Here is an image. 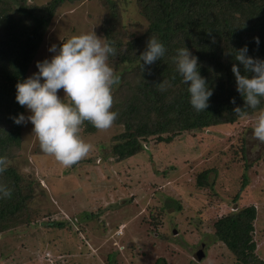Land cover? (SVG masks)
Listing matches in <instances>:
<instances>
[{
    "label": "rangeland",
    "instance_id": "374dc122",
    "mask_svg": "<svg viewBox=\"0 0 264 264\" xmlns=\"http://www.w3.org/2000/svg\"><path fill=\"white\" fill-rule=\"evenodd\" d=\"M139 12L137 0L63 3L26 76L52 55L50 45L92 30L122 52L146 30ZM115 61L109 57L108 63L112 67ZM135 64L112 69L120 73ZM257 115L183 132L166 144L144 143L142 153L119 163L109 152L122 128L112 124L84 132L81 125L79 135L92 148L70 167L43 153L31 123L22 124L20 148L8 162L18 169L39 212L35 222L0 234V264H156L157 259L158 264H238L215 237L214 222L250 204L256 209V253L264 261V144L251 136ZM206 169L209 183L199 186L196 177ZM59 221L66 224L58 227Z\"/></svg>",
    "mask_w": 264,
    "mask_h": 264
},
{
    "label": "trees",
    "instance_id": "16d2710c",
    "mask_svg": "<svg viewBox=\"0 0 264 264\" xmlns=\"http://www.w3.org/2000/svg\"><path fill=\"white\" fill-rule=\"evenodd\" d=\"M73 1L48 0L37 5L28 0H0V156L7 160L16 156L21 144L22 125L13 123L11 117L24 113L25 109L14 99L15 84L27 77L57 9ZM137 1L146 30L127 41L122 52L115 51L116 55L110 56L118 65L136 63L126 69L124 66L120 73L114 70L119 82L112 86L111 110L118 112L113 124L122 128L111 140L109 153L114 163L142 153L144 143H170L183 132L232 124L239 117L264 108L262 100L257 109H244L240 114L234 111L236 107L243 108L244 102L235 90L230 70L233 63H238L232 58L234 50L245 44L249 55L264 59V0ZM151 36L163 43L165 55L141 70L139 55ZM253 37H259V46L253 43ZM183 46L198 57L199 73L213 89L209 106L199 113L190 106L187 86L176 74L171 59ZM163 80H169L171 87L161 92L157 84ZM232 98L235 103L230 102ZM82 126L84 132L96 130L87 121ZM241 151L244 152L242 147ZM106 157L104 160H108ZM209 171L197 175L199 186H207ZM21 179L13 164L0 174V182L12 190L10 197L0 199V234L20 224L35 222L39 212L31 205L32 197ZM246 181L243 175L242 186ZM255 219L256 209L250 204L221 215L214 222L215 237L234 254L238 264H264L256 253ZM65 224L59 221L56 226Z\"/></svg>",
    "mask_w": 264,
    "mask_h": 264
},
{
    "label": "clouds",
    "instance_id": "9594fccd",
    "mask_svg": "<svg viewBox=\"0 0 264 264\" xmlns=\"http://www.w3.org/2000/svg\"><path fill=\"white\" fill-rule=\"evenodd\" d=\"M253 43L259 46V37H253ZM47 50L52 55L35 63L37 71L15 84L14 99L29 114L20 113L11 119L17 125L30 122L41 151L62 166L70 167L85 158L92 148L81 139L80 126L87 121L98 130H106L117 119L118 112L111 110V92L119 76L108 63L115 48L92 30L63 40L59 46L52 44ZM165 51L156 36L149 37L139 55L140 69L159 61ZM232 58L238 62L230 69L235 90L244 102L243 108L236 107L234 111L240 114L244 109H257L264 100V59L249 55L247 44L235 49ZM171 59L176 74L187 86L190 106L197 113L204 111L213 89L199 73L198 57L183 46ZM157 86L164 92L171 83L163 80ZM61 91L62 96L58 95ZM230 102L235 103L234 98ZM251 136L264 144V108L258 110ZM8 165L7 158L0 156V174ZM11 191L0 182V199L10 197Z\"/></svg>",
    "mask_w": 264,
    "mask_h": 264
},
{
    "label": "water",
    "instance_id": "95a60500",
    "mask_svg": "<svg viewBox=\"0 0 264 264\" xmlns=\"http://www.w3.org/2000/svg\"><path fill=\"white\" fill-rule=\"evenodd\" d=\"M201 256H203V252L200 250V251L198 252L197 258L200 259Z\"/></svg>",
    "mask_w": 264,
    "mask_h": 264
}]
</instances>
